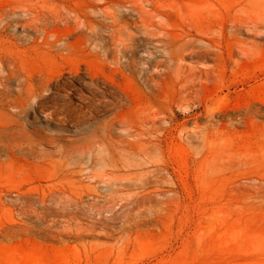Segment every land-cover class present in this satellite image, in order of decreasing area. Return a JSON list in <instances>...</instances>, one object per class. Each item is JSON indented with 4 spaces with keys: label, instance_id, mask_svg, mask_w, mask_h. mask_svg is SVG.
<instances>
[{
    "label": "rangeland",
    "instance_id": "1",
    "mask_svg": "<svg viewBox=\"0 0 264 264\" xmlns=\"http://www.w3.org/2000/svg\"><path fill=\"white\" fill-rule=\"evenodd\" d=\"M96 1L56 27L49 10L71 0H0V264H264V0H158L193 45L187 80L162 67L143 129L103 105L51 112L82 104L84 66L32 95L42 29L101 24ZM130 176L144 188L107 189Z\"/></svg>",
    "mask_w": 264,
    "mask_h": 264
},
{
    "label": "bare ground",
    "instance_id": "2",
    "mask_svg": "<svg viewBox=\"0 0 264 264\" xmlns=\"http://www.w3.org/2000/svg\"><path fill=\"white\" fill-rule=\"evenodd\" d=\"M71 1L73 3L67 8L54 3L49 10L56 18V27L60 22L59 18L64 14L69 17L71 10L75 12V16L80 14L75 9L81 0ZM126 4L130 8L127 9ZM92 8L95 9H91V12H97L103 22L108 23L95 24L88 14L80 26L65 24L63 29H42L40 46L49 55L50 64L39 71V89L33 90L32 95L38 103L40 97L44 96L41 95L40 88L46 89L51 82H57L64 70L79 73L84 66L90 79L89 94L81 95V105L66 100L59 107L54 106L52 113L64 118H83L87 112L103 105L117 111L112 116V121H117L121 127L143 129L145 122H151L154 127L159 97L158 76L162 67L180 81L185 76L186 80L188 78V67L182 62L191 54L193 45L187 18L182 17V24L174 20L166 23L169 19L164 21V17L168 13L158 0H97ZM130 11L135 14L133 20H129L124 14ZM66 21L70 23L69 20ZM139 38L145 44L143 50L147 55V62L136 55V40ZM73 91L76 93L75 89ZM45 93L49 95V92ZM76 111L79 115H76ZM143 151L149 154L146 149ZM152 165L155 166L151 170L154 172L158 167L156 164ZM145 183L133 182L130 176L127 181L110 183L107 189L131 186L144 188ZM136 211L142 212L140 209Z\"/></svg>",
    "mask_w": 264,
    "mask_h": 264
}]
</instances>
